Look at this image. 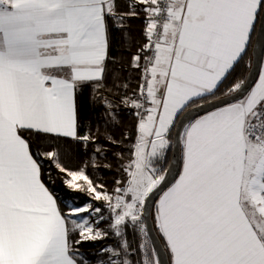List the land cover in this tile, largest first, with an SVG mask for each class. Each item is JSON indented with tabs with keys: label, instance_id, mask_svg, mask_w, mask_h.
I'll return each instance as SVG.
<instances>
[{
	"label": "snow or ice",
	"instance_id": "snow-or-ice-1",
	"mask_svg": "<svg viewBox=\"0 0 264 264\" xmlns=\"http://www.w3.org/2000/svg\"><path fill=\"white\" fill-rule=\"evenodd\" d=\"M124 3L0 0V264H264V68L254 87L233 76L255 44L264 63V0ZM131 19L145 38L134 91L112 67ZM109 80L101 125L83 100ZM118 109L135 117L119 135ZM74 146H92L75 170L61 163ZM113 162L109 190L89 169ZM160 192L168 259L150 235Z\"/></svg>",
	"mask_w": 264,
	"mask_h": 264
},
{
	"label": "trees",
	"instance_id": "trees-1",
	"mask_svg": "<svg viewBox=\"0 0 264 264\" xmlns=\"http://www.w3.org/2000/svg\"><path fill=\"white\" fill-rule=\"evenodd\" d=\"M141 15H143L141 13ZM127 29L123 32L116 33V40L114 41L113 49H114V57L117 60V64L112 66L120 69L121 71L118 72V75L121 77L120 80H117L115 83L120 84L125 82L130 86L129 91H134L139 81V72L134 71L129 66V61L131 60L134 53H136L139 46L145 43V38L142 34V29L144 27L143 22L141 19H131L127 22ZM252 60V50H249V53L243 60H241L239 66L236 69V72L233 73V76L236 77L237 82L240 79H245L247 73L250 70ZM228 83L226 82L224 88H227ZM109 90L113 93L117 91V88L113 86V81L109 80L107 82V87L101 89L98 92H92L91 89L88 90V93L85 94V98L83 100V109L84 112L87 114H91L95 117L96 120L100 121L101 125L103 123V119L105 117L104 108L100 107V105L104 102V97H109ZM90 94V95H89ZM123 94V93H121ZM223 95V90L217 93L216 97H209L208 100L215 99ZM111 98V97H109ZM91 101V102H90ZM93 107H95L96 111L93 112ZM120 111V129L116 130L117 135H119V131L124 129H132L133 125L135 124V117L131 114V111H125L122 109H118ZM101 131L104 132L105 129L101 127ZM111 131V129H108ZM174 135V134H173ZM92 151V146H89L87 152L83 149H80L78 146H74V148L65 149L66 155L64 156L61 163L65 164L69 168L75 170L79 166H83L89 159V154ZM114 152L120 151V149H113ZM126 155V154H125ZM170 162V158H168V163ZM114 167L111 171L108 170H100V171H93L89 169L90 176H95L99 182L106 183V186L109 190L114 187L113 181L116 179L121 178L119 175V169L115 167V162H113ZM49 167L52 168V172L54 175H58L56 172V168L52 166L51 163L48 164ZM57 188L60 189V181L57 179ZM155 207L153 210V218H154ZM104 227V225H101ZM162 238V237H161ZM129 239L134 240L135 237L132 236L130 233ZM115 243L114 240L109 239L103 241V243H85L81 250L88 254H93L98 251L99 248L103 247L104 244H112ZM135 247V244H133ZM94 258V257H93Z\"/></svg>",
	"mask_w": 264,
	"mask_h": 264
},
{
	"label": "water",
	"instance_id": "water-1",
	"mask_svg": "<svg viewBox=\"0 0 264 264\" xmlns=\"http://www.w3.org/2000/svg\"><path fill=\"white\" fill-rule=\"evenodd\" d=\"M255 44V41H254ZM255 53L252 51V60H251V66H250V70L247 73V76L245 78L246 83L248 85V87H253L255 85V83L257 82L258 78H259V74L261 72V68H262V62L259 56L260 53V47L258 44H255ZM219 98V97H218ZM218 98L215 99H211L209 101H214ZM203 114V113H201ZM175 135V133H174ZM179 158H180V153L177 150V148L175 146H173V150H172V154H171V159L169 162V165L172 166V175L168 177L169 182L173 181V178H178L177 173L180 171L181 169V165L179 163ZM166 190V188L164 189ZM162 194V192L157 193L155 196H153L152 198V203L150 204V219H149V223L152 224V231H151V237L155 240L156 245L159 247L160 250V255L164 256L165 259L169 258L168 253L165 251L164 247H163V241L162 238L160 237L159 233L157 232V230L155 229L154 226V218H153V210L155 207V201L158 200L159 195Z\"/></svg>",
	"mask_w": 264,
	"mask_h": 264
},
{
	"label": "crops",
	"instance_id": "crops-1",
	"mask_svg": "<svg viewBox=\"0 0 264 264\" xmlns=\"http://www.w3.org/2000/svg\"><path fill=\"white\" fill-rule=\"evenodd\" d=\"M121 3H122V6H124V7H126V4L124 3V0H121ZM262 68H264V63L262 64ZM262 68H261V70H262ZM259 79V78H258ZM258 81V80H257ZM255 86V85H254ZM253 86V87H254ZM174 134V133H173ZM174 136V135H173ZM172 150H173V148L170 150V152L168 153V158H170L171 159V154H172Z\"/></svg>",
	"mask_w": 264,
	"mask_h": 264
},
{
	"label": "rangeland",
	"instance_id": "rangeland-1",
	"mask_svg": "<svg viewBox=\"0 0 264 264\" xmlns=\"http://www.w3.org/2000/svg\"><path fill=\"white\" fill-rule=\"evenodd\" d=\"M82 251V250H81Z\"/></svg>",
	"mask_w": 264,
	"mask_h": 264
}]
</instances>
